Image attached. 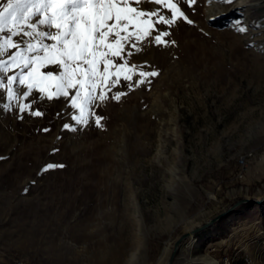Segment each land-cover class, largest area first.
Returning <instances> with one entry per match:
<instances>
[{
  "label": "rangeland",
  "instance_id": "rangeland-1",
  "mask_svg": "<svg viewBox=\"0 0 264 264\" xmlns=\"http://www.w3.org/2000/svg\"><path fill=\"white\" fill-rule=\"evenodd\" d=\"M215 1V19L199 0L194 26L129 57L137 72L158 75L104 88L126 95L85 106L89 123L76 131L62 130L63 113L79 111L54 87L52 101L40 94L43 117L18 119L0 86V264H165L180 234L263 197L264 0ZM49 163L65 167L42 172ZM171 264H264V198L182 240Z\"/></svg>",
  "mask_w": 264,
  "mask_h": 264
},
{
  "label": "snow or ice",
  "instance_id": "snow-or-ice-1",
  "mask_svg": "<svg viewBox=\"0 0 264 264\" xmlns=\"http://www.w3.org/2000/svg\"><path fill=\"white\" fill-rule=\"evenodd\" d=\"M152 2L158 6L154 11H138L129 7L130 0H6L2 3L0 32H7L0 37V57L6 54V58H0V86L6 91L7 100L16 101L17 118H23L20 113L43 117L45 112L38 106V101L43 99L40 94H45L47 100L52 101L54 97L48 92L54 87L55 98H66L70 107L79 111V115L63 113L69 122L63 123L62 130L76 131L75 125L89 123L85 106L91 108L97 101L103 104L108 99L119 101L126 95L117 92L113 96L111 91L106 94L104 88L126 84L129 89H134L149 83L150 78L158 73L137 72V65L128 58L140 52L145 45L166 46L167 38L171 36L170 29L181 23L194 26L196 21L192 14L199 0ZM221 2L231 3L233 0ZM33 17H36L35 21ZM215 18L214 15L209 16L210 20ZM240 23L237 20L232 27ZM40 26L46 30H41ZM237 30L244 32L245 28ZM26 37L28 42H25ZM117 58L124 63H118ZM101 63L102 74L97 71ZM129 66L131 74L127 70ZM113 68L115 72L110 71ZM15 69L21 71L12 74ZM110 76L114 77L111 81ZM14 83L24 87L14 90ZM97 84L104 87L94 94L92 89ZM7 107L5 104L2 110L6 111ZM89 115L93 113L89 112ZM101 120L102 117L96 115L95 124L99 126ZM41 131L48 133L51 129L43 128ZM63 167V164L49 163L41 171ZM24 191H29V188Z\"/></svg>",
  "mask_w": 264,
  "mask_h": 264
},
{
  "label": "water",
  "instance_id": "water-1",
  "mask_svg": "<svg viewBox=\"0 0 264 264\" xmlns=\"http://www.w3.org/2000/svg\"><path fill=\"white\" fill-rule=\"evenodd\" d=\"M263 198H264V195L262 198L260 199H249V198H243V199H240L238 200L237 202H235L232 206H230L227 210L217 214L216 216H214L213 218L205 221L202 225L198 226L197 228H195L193 231H192V236L194 234H196L197 232L205 229L206 227L212 225L214 222H216L217 220H219L220 218H222L224 215H226L227 213L231 212L238 204H241V203H245V202H250V203H257V204H260L263 202ZM189 235L188 233H182L174 242H173V245H172V248H171V251H170V254L166 260V263L165 264H171L172 263V260L174 258V254L176 253L177 251V248H178V245L180 244V242L182 240H184L185 238H187Z\"/></svg>",
  "mask_w": 264,
  "mask_h": 264
},
{
  "label": "bare ground",
  "instance_id": "bare-ground-1",
  "mask_svg": "<svg viewBox=\"0 0 264 264\" xmlns=\"http://www.w3.org/2000/svg\"><path fill=\"white\" fill-rule=\"evenodd\" d=\"M244 4H246L245 3V1L244 0H241V3H240V5L239 6H243ZM218 10H219V6H218V3H217V1H215V0H207V6H206V13L207 14H210V15H212V14H215L216 12H218ZM243 160V159H242ZM259 199V198H258ZM202 225V224H201ZM200 226V225H199ZM197 228V227H196ZM195 229V227H191V228H189L188 230H186V232L185 233H188V238L189 237H192V231ZM181 235V234H180ZM134 256V255H133Z\"/></svg>",
  "mask_w": 264,
  "mask_h": 264
},
{
  "label": "built area",
  "instance_id": "built-area-1",
  "mask_svg": "<svg viewBox=\"0 0 264 264\" xmlns=\"http://www.w3.org/2000/svg\"><path fill=\"white\" fill-rule=\"evenodd\" d=\"M243 161H244V160H240V161H239V162H240V164H243Z\"/></svg>",
  "mask_w": 264,
  "mask_h": 264
}]
</instances>
